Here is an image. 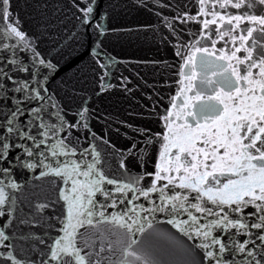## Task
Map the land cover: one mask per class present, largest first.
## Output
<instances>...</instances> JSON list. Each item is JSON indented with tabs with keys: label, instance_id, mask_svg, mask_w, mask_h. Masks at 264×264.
Returning a JSON list of instances; mask_svg holds the SVG:
<instances>
[{
	"label": "snow or ice",
	"instance_id": "obj_1",
	"mask_svg": "<svg viewBox=\"0 0 264 264\" xmlns=\"http://www.w3.org/2000/svg\"><path fill=\"white\" fill-rule=\"evenodd\" d=\"M26 3L35 26L22 30L13 0H0V264H164L146 240L161 222L183 237L184 264H264V0H132L155 23L128 31H151L179 58L169 107L151 105L157 132L89 107L113 89L134 96L133 78L147 85L106 47L117 32L106 21L125 5ZM86 39L88 62L53 89ZM113 125L138 135L118 148ZM45 180L50 194H24Z\"/></svg>",
	"mask_w": 264,
	"mask_h": 264
},
{
	"label": "water",
	"instance_id": "obj_2",
	"mask_svg": "<svg viewBox=\"0 0 264 264\" xmlns=\"http://www.w3.org/2000/svg\"><path fill=\"white\" fill-rule=\"evenodd\" d=\"M117 2L125 5V7H118L117 11L111 14L110 20L106 21L110 27L117 29L115 35L108 37L106 47L114 57L125 62L118 65V71H122L126 76L130 72H139L143 80L147 81V85L145 86L143 81L133 78V83L141 84L134 96H129L122 90L113 89L110 93L93 96L89 102V107L95 108L97 112L114 117L118 121H127L134 128H148L152 132H157L161 130L163 125L151 110V105L158 104L159 107L156 112H160L161 115L163 114L161 109L169 107L167 103L169 96H175L178 89L177 82L180 79L177 74L179 58L175 55L172 43H161L158 36L151 31L146 29L128 31L137 29L140 25L155 23L154 18L149 13L134 7L132 0H99L100 7L98 11L102 12L106 5ZM13 4L23 24L22 30L34 28L33 9L30 4L26 3V0H13ZM197 27V25L192 24L188 26L191 32H195ZM184 38L187 39L188 36ZM90 43L91 39H86L85 46L80 49L79 53L71 59L61 60L60 70L52 82L53 89H55L56 82L61 77L76 74L77 67L88 62V44ZM53 46V41L47 36L42 39V47L45 49ZM216 47H221V44L217 43ZM21 55L25 54L21 53ZM152 62H156V65L154 66ZM115 82L113 80V83ZM129 86L131 87V85ZM84 87L88 95H92L94 90L98 91L95 83L91 80L86 82ZM149 96L152 97L151 100L148 99ZM68 119H73V117L69 116ZM92 125L98 133L104 134L103 120L99 122L93 120ZM112 127L113 131L108 135L112 143L116 144L118 148L129 144L123 133L127 132L129 137L138 135L123 125L120 126L119 133L115 131L116 125ZM126 163H129L134 171H140L135 161H126ZM148 168L152 170L151 164L148 165ZM14 179L17 182L31 180L32 175L29 170L15 169ZM39 183V189L25 186L24 194L32 199L42 198L50 194L47 181H40ZM40 202H43V200L41 199ZM165 233L168 234L167 238L164 236ZM146 240L162 255L164 264H184L185 254L181 244L183 237L176 233L171 226L164 222L159 223L157 231L147 235Z\"/></svg>",
	"mask_w": 264,
	"mask_h": 264
}]
</instances>
